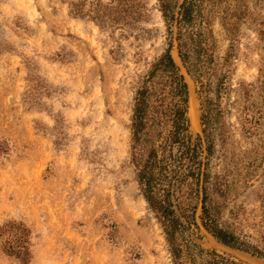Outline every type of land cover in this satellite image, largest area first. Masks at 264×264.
Instances as JSON below:
<instances>
[{"label":"rangeland","instance_id":"374dc122","mask_svg":"<svg viewBox=\"0 0 264 264\" xmlns=\"http://www.w3.org/2000/svg\"><path fill=\"white\" fill-rule=\"evenodd\" d=\"M148 2L152 21L143 27L150 37L135 39L71 17L62 0H0V141L15 150L0 161V224L16 220L32 229L30 264H173L129 163L136 82L166 48L157 0ZM248 6L232 65L235 87L264 81V0ZM213 30L220 69L230 41L218 21ZM27 66L54 86L51 97L40 96L43 108L24 103ZM187 81L197 118L191 131L202 135L199 94ZM255 100L264 107L262 95ZM229 109L214 125L210 165L222 188L209 189L210 205L221 224L264 251V127L247 135L238 110ZM58 116L65 127L54 130ZM201 214L199 204L200 228L186 233L187 261L203 264L216 252L264 264L220 244L201 226ZM0 264L21 263L0 252Z\"/></svg>","mask_w":264,"mask_h":264},{"label":"trees","instance_id":"16d2710c","mask_svg":"<svg viewBox=\"0 0 264 264\" xmlns=\"http://www.w3.org/2000/svg\"><path fill=\"white\" fill-rule=\"evenodd\" d=\"M69 15L93 22L102 32L121 38L148 39L143 26L152 21L148 0H62ZM166 28V48L138 77L130 123V166L149 210L162 228L173 264L187 261L191 242L186 233L197 222L201 205V226L220 244L264 260V251L221 224L210 205L209 189L222 188L214 179L210 156L216 142L214 125L218 116L232 106L239 112L243 131L256 136L264 127V107L256 96L264 97L260 84L231 82L232 65L242 25L249 17L248 0H157ZM218 21L230 41L222 68H216ZM111 50L120 60L119 49ZM177 51L181 65L173 51ZM28 89L24 103L30 109L43 108L40 96L51 97L54 86L27 66ZM185 71V73L183 72ZM189 76L196 85L201 105L202 135L194 136L189 117ZM233 94L235 98H233ZM64 117L56 118L54 130L65 127ZM222 141L225 135L218 134ZM15 152L8 141H0V161ZM186 241V242H185ZM195 245V244H194ZM0 252L30 264L33 259V232L24 222L8 220L0 224ZM203 264H242L211 253Z\"/></svg>","mask_w":264,"mask_h":264},{"label":"bare ground","instance_id":"6f19581e","mask_svg":"<svg viewBox=\"0 0 264 264\" xmlns=\"http://www.w3.org/2000/svg\"><path fill=\"white\" fill-rule=\"evenodd\" d=\"M193 96V95H192ZM191 98V97H190ZM193 98V97H192ZM195 110L194 109V102L193 100L191 99V102H190V118H191V122H192V128H195V125H196V121H197V118H196V114H195Z\"/></svg>","mask_w":264,"mask_h":264}]
</instances>
